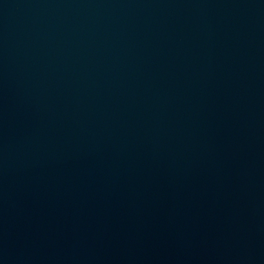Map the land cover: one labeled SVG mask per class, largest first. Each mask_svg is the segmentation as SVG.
I'll list each match as a JSON object with an SVG mask.
<instances>
[{
  "label": "water",
  "instance_id": "water-1",
  "mask_svg": "<svg viewBox=\"0 0 264 264\" xmlns=\"http://www.w3.org/2000/svg\"><path fill=\"white\" fill-rule=\"evenodd\" d=\"M0 264H264V0H0Z\"/></svg>",
  "mask_w": 264,
  "mask_h": 264
}]
</instances>
